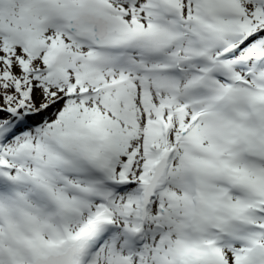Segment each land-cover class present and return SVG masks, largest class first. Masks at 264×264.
<instances>
[{
  "label": "snow or ice",
  "instance_id": "1",
  "mask_svg": "<svg viewBox=\"0 0 264 264\" xmlns=\"http://www.w3.org/2000/svg\"><path fill=\"white\" fill-rule=\"evenodd\" d=\"M0 264H264V0H0Z\"/></svg>",
  "mask_w": 264,
  "mask_h": 264
}]
</instances>
